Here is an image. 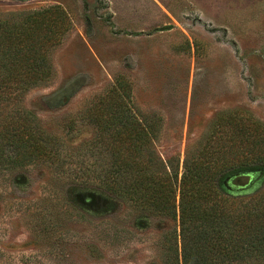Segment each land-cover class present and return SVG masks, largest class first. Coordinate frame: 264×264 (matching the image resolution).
Returning a JSON list of instances; mask_svg holds the SVG:
<instances>
[{
  "label": "rangeland",
  "instance_id": "obj_1",
  "mask_svg": "<svg viewBox=\"0 0 264 264\" xmlns=\"http://www.w3.org/2000/svg\"><path fill=\"white\" fill-rule=\"evenodd\" d=\"M55 4L72 29L52 54V77L23 104L71 140L68 163L63 178L42 164L0 169V264H160L161 235L175 221L100 187L77 188L67 175L84 155L76 145L95 130L78 115L125 77L134 102L161 128L157 153L180 173L187 151L213 129L228 142L240 140L237 128L264 130V0H0V12ZM255 179L230 189L254 195L264 190V171ZM93 194L115 206L102 210Z\"/></svg>",
  "mask_w": 264,
  "mask_h": 264
},
{
  "label": "trees",
  "instance_id": "obj_2",
  "mask_svg": "<svg viewBox=\"0 0 264 264\" xmlns=\"http://www.w3.org/2000/svg\"><path fill=\"white\" fill-rule=\"evenodd\" d=\"M72 22L60 4L0 12L2 170L42 164L65 177L71 140L49 132L24 106L23 98L52 77V54ZM78 117L93 122L95 130L76 145L84 155L78 156L74 173L67 175L77 188L100 187L133 208L175 221L161 235L160 264L264 262V190L238 196L230 189L249 187L264 171L261 124L253 123L252 130L237 128L236 142L226 141L213 129L208 139L187 151L180 173L178 164L157 153L154 144L161 128L156 121L149 123L151 117L134 102L125 77L116 78L104 93L89 100ZM71 122L70 134L77 127L76 119ZM92 196L101 200L102 210L115 206L111 198ZM83 203L89 205L86 198Z\"/></svg>",
  "mask_w": 264,
  "mask_h": 264
}]
</instances>
